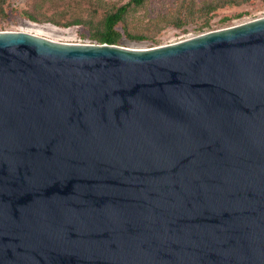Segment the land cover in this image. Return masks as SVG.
<instances>
[{
	"label": "water",
	"instance_id": "1",
	"mask_svg": "<svg viewBox=\"0 0 264 264\" xmlns=\"http://www.w3.org/2000/svg\"><path fill=\"white\" fill-rule=\"evenodd\" d=\"M0 264H264V19L141 50L0 32Z\"/></svg>",
	"mask_w": 264,
	"mask_h": 264
},
{
	"label": "rangeland",
	"instance_id": "2",
	"mask_svg": "<svg viewBox=\"0 0 264 264\" xmlns=\"http://www.w3.org/2000/svg\"><path fill=\"white\" fill-rule=\"evenodd\" d=\"M228 1L147 0L140 7L132 6L117 26L122 39L116 46L153 49L264 19V0H238L239 4ZM128 2L0 0V32H27L62 44L97 45L101 43L94 36L104 29L106 16ZM218 4L225 5L208 12L210 6ZM76 20L81 23L74 24ZM128 34L144 39H131Z\"/></svg>",
	"mask_w": 264,
	"mask_h": 264
},
{
	"label": "trees",
	"instance_id": "3",
	"mask_svg": "<svg viewBox=\"0 0 264 264\" xmlns=\"http://www.w3.org/2000/svg\"><path fill=\"white\" fill-rule=\"evenodd\" d=\"M147 0H129V2L121 7H119L115 12L109 13L104 22V29L100 31L98 34H96L94 37L97 41H99L101 44H109V45H117L121 39L122 34L117 30V26L119 23H121L124 19L126 14L128 13L129 9L134 7H140L144 5V3ZM248 1V0H245ZM227 4H239L240 2L238 0H230L226 2ZM225 4H218L215 6H210L208 9V12H214L218 8L223 7ZM33 21H36L34 18H30ZM81 23L80 20H76L74 24ZM209 24H206L208 26ZM203 28V27H202ZM201 28V29H202ZM128 37L131 39H144L143 37L138 36H132L128 34Z\"/></svg>",
	"mask_w": 264,
	"mask_h": 264
}]
</instances>
